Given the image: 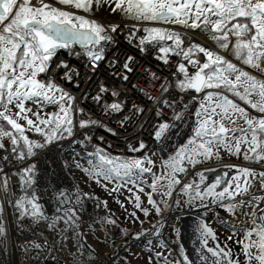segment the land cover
<instances>
[{
	"label": "built area",
	"instance_id": "2783aa9c",
	"mask_svg": "<svg viewBox=\"0 0 264 264\" xmlns=\"http://www.w3.org/2000/svg\"><path fill=\"white\" fill-rule=\"evenodd\" d=\"M20 4L13 0L0 18V34ZM37 5L27 0L29 8ZM100 24L108 44L87 47L42 46L31 29L17 28L36 56V83L53 93L48 101L27 97L23 105L32 113H61L65 126L51 141L28 132L26 159L0 129V264H104L87 240H112L107 212L81 173L96 166L99 149L167 163L190 137L204 91L201 70L212 53L198 36L214 42L201 30L142 16H106ZM65 196L69 202L61 205Z\"/></svg>",
	"mask_w": 264,
	"mask_h": 264
},
{
	"label": "rangeland",
	"instance_id": "374dc122",
	"mask_svg": "<svg viewBox=\"0 0 264 264\" xmlns=\"http://www.w3.org/2000/svg\"><path fill=\"white\" fill-rule=\"evenodd\" d=\"M55 2L66 8L38 2L40 5L32 11L23 8L18 18L34 20L37 25L55 19L97 29L99 23L89 20L85 13L96 10L97 19L104 15H143L152 19L156 12L168 10L175 14L170 20L174 24L202 30L216 45L228 47L229 53L235 49L236 56L242 57L241 61L237 60L243 65L260 71L258 62L264 58V0ZM236 11L251 17L255 32L250 44L242 38L246 25L244 30L237 22L226 28L230 14L234 15ZM39 39L44 45L53 43L43 35H39ZM16 48L9 31L0 36V118L8 122L13 129L10 132L27 147L28 131L43 129L51 138L60 133L65 118L61 114H33L23 107L26 96L46 100L53 93L37 86L34 78L37 67L31 54L22 55L15 61ZM202 71L205 85L218 86L228 92L210 90L203 95L194 115L192 135L171 160L162 164L153 156H101L92 170L81 173L83 176L80 177H89L91 192L102 200L107 218L112 226L115 225L112 240L102 243L92 238L87 240L96 248L94 251L102 255L104 264H187L183 247L186 244L175 242L180 253V258L176 259L168 253L169 246L161 239L164 213L177 214L185 208L206 220L210 228L205 230L213 233L214 240L230 260L239 264H264L261 234L256 224L225 225L217 220L219 216L229 218L236 212L234 198L247 190L252 176L250 169L236 170L228 165L231 185L225 184L218 175L213 177L212 183L196 185L197 172L202 175L204 169H194L186 177L187 170L219 159L264 164V80L255 78L227 59L211 55L205 57ZM261 178L254 175L256 181ZM254 179L252 183H255ZM176 186L180 200L173 204L171 194ZM168 229L170 238H176L180 232L179 224ZM136 232L140 235L133 237Z\"/></svg>",
	"mask_w": 264,
	"mask_h": 264
},
{
	"label": "bare ground",
	"instance_id": "6f19581e",
	"mask_svg": "<svg viewBox=\"0 0 264 264\" xmlns=\"http://www.w3.org/2000/svg\"><path fill=\"white\" fill-rule=\"evenodd\" d=\"M48 1L58 7L66 8V6L52 0ZM198 38L202 45L208 51L212 52L215 57L227 59L249 74L264 80V58L258 63L260 71L254 68H247L229 56L228 47L211 46L209 40L203 35L198 36ZM223 161L230 165H239L238 161L234 159ZM255 168L264 170V164H255ZM253 179L254 176L251 177L248 188L244 194L237 195L236 198H234V206L236 209L234 215L229 218L223 216L217 217L220 223L225 225L233 223V225L247 226L249 224H256L260 219L264 222V177L257 181L254 179L255 183H252ZM177 188L178 186L174 188L171 194V203L173 204L178 203L180 200V196H177L180 194ZM196 211L198 212V210ZM197 215L196 212L189 211V209L186 208L177 214L176 212L164 213L163 218L165 224L161 239L169 246L168 253L176 259L180 258V253L175 245V242L180 241L186 244L182 245L185 249V260L187 264H239L236 261L230 260L226 252L214 240L213 233L205 230L206 227L210 228L206 220ZM178 224L180 228L178 236H176V238H170L168 227L174 228ZM182 224L184 230H181Z\"/></svg>",
	"mask_w": 264,
	"mask_h": 264
},
{
	"label": "water",
	"instance_id": "95a60500",
	"mask_svg": "<svg viewBox=\"0 0 264 264\" xmlns=\"http://www.w3.org/2000/svg\"><path fill=\"white\" fill-rule=\"evenodd\" d=\"M10 0H0V16L5 15V4L9 3ZM175 14L172 11L162 10L156 12L154 15L155 22H161L164 20H168L174 18ZM51 30L46 32L48 36H55L58 41L62 43H75L80 42L83 45L88 43H95L99 41L98 34L90 27H81L75 26L68 21H56L55 19H51L49 21ZM101 154H104L103 150H100ZM218 166H221L220 164ZM254 172L255 170L252 169ZM190 173V170H187L186 175ZM260 176H264V170H258ZM68 199H66L67 201ZM257 226L259 228L261 234L262 241V252L264 254V222L263 220H259L257 222ZM140 233H133V237H138Z\"/></svg>",
	"mask_w": 264,
	"mask_h": 264
},
{
	"label": "trees",
	"instance_id": "16d2710c",
	"mask_svg": "<svg viewBox=\"0 0 264 264\" xmlns=\"http://www.w3.org/2000/svg\"><path fill=\"white\" fill-rule=\"evenodd\" d=\"M235 22H237L239 26L240 25H244V26L246 25L247 30H246V32H244L242 34V38H243L244 42H246L247 44H250L251 39L253 37V34L255 32V29L253 28V26L251 24V17L249 15H246V14L237 13V11H236V14H234V15L230 14V17H229L228 22L226 24V28L228 26H231ZM27 23L30 25H33L34 27H38V25H39V24L37 25L36 21H34V20H30ZM40 26L49 28L47 23L40 24ZM13 38H14V40H16L15 37H13ZM55 41L58 42L57 40H55ZM14 54L16 56L15 61H18L23 55L22 47L18 45ZM231 54H232V56H234L238 60H240V61L242 60V57L236 56V50L235 49L231 50ZM0 127L4 131H6L7 133L14 135L12 132H10V131H13L12 127L4 119H0ZM48 127H50V126H48ZM260 137H261V133H260ZM16 143H17L16 150L21 149L24 152H26V147H25L23 140H18ZM31 188H32L31 185L26 184V194H27L28 200H30V201L33 200V191Z\"/></svg>",
	"mask_w": 264,
	"mask_h": 264
},
{
	"label": "flooded vegetation",
	"instance_id": "af4514ba",
	"mask_svg": "<svg viewBox=\"0 0 264 264\" xmlns=\"http://www.w3.org/2000/svg\"><path fill=\"white\" fill-rule=\"evenodd\" d=\"M225 169V168H224ZM223 168H220L219 170L218 169H215V171H221V172H224V173H227V178L224 180L225 181V184H229L231 185L232 184V178H230L231 174L229 172H227V169L224 170ZM229 179V180H228ZM224 184V185H225ZM181 230H184L183 229V226L181 227ZM187 230V229H186ZM188 231V230H187Z\"/></svg>",
	"mask_w": 264,
	"mask_h": 264
}]
</instances>
